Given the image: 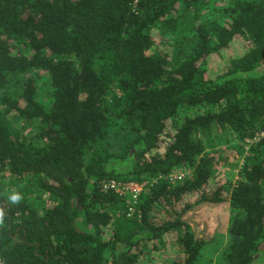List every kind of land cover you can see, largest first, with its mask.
<instances>
[{
	"label": "trees",
	"instance_id": "1",
	"mask_svg": "<svg viewBox=\"0 0 264 264\" xmlns=\"http://www.w3.org/2000/svg\"><path fill=\"white\" fill-rule=\"evenodd\" d=\"M262 66L264 0H0V264H211L222 204L215 264H264Z\"/></svg>",
	"mask_w": 264,
	"mask_h": 264
},
{
	"label": "rangeland",
	"instance_id": "2",
	"mask_svg": "<svg viewBox=\"0 0 264 264\" xmlns=\"http://www.w3.org/2000/svg\"><path fill=\"white\" fill-rule=\"evenodd\" d=\"M163 43L165 44V42ZM160 48H168V47L160 45ZM209 65L212 66L211 63H209ZM215 65H213V67ZM260 68H261L260 70L262 71L264 69V66ZM203 112L204 110L202 109L192 110V111L184 110L180 112V119L184 118L185 116H192L196 113H203ZM236 178H237L236 170L230 169L224 172V181L226 184L236 180ZM184 218L186 221L190 222L191 226L197 231L199 235H203L205 238L210 240L207 246L208 250L206 251L208 253L205 255V260L208 259L212 260L211 264H215L218 255L222 253L227 243L226 230L229 219L228 205L222 204L214 207L204 206L198 210L187 213ZM171 247L172 244H168V246H164L163 251H159V253H156L157 255L151 258L153 263H149V264H169L170 253H172ZM173 249L174 248H172V250Z\"/></svg>",
	"mask_w": 264,
	"mask_h": 264
},
{
	"label": "built area",
	"instance_id": "3",
	"mask_svg": "<svg viewBox=\"0 0 264 264\" xmlns=\"http://www.w3.org/2000/svg\"><path fill=\"white\" fill-rule=\"evenodd\" d=\"M262 136H264V130L257 133L252 140H247L246 143L257 142ZM185 176H188L187 171L179 170L172 171L169 180L172 182H180L184 180ZM149 183L147 181L136 183V182H122L116 180L103 181L101 187L105 191H112L114 194L127 200L129 204L127 208V217L133 216L135 211V205L138 200V196L147 188Z\"/></svg>",
	"mask_w": 264,
	"mask_h": 264
},
{
	"label": "clouds",
	"instance_id": "4",
	"mask_svg": "<svg viewBox=\"0 0 264 264\" xmlns=\"http://www.w3.org/2000/svg\"><path fill=\"white\" fill-rule=\"evenodd\" d=\"M21 200H22L21 194L18 193V192H15V191L12 192L9 195V197H8V201L11 204H19ZM4 215H5L4 209L3 208H0V223L3 222Z\"/></svg>",
	"mask_w": 264,
	"mask_h": 264
}]
</instances>
